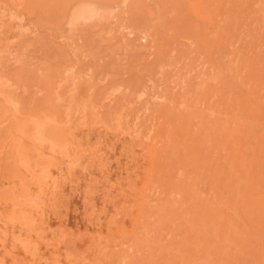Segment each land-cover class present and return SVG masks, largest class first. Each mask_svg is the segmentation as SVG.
I'll list each match as a JSON object with an SVG mask.
<instances>
[{
	"label": "rangeland",
	"instance_id": "rangeland-1",
	"mask_svg": "<svg viewBox=\"0 0 264 264\" xmlns=\"http://www.w3.org/2000/svg\"><path fill=\"white\" fill-rule=\"evenodd\" d=\"M16 1L0 264H264V0Z\"/></svg>",
	"mask_w": 264,
	"mask_h": 264
},
{
	"label": "bare ground",
	"instance_id": "bare-ground-1",
	"mask_svg": "<svg viewBox=\"0 0 264 264\" xmlns=\"http://www.w3.org/2000/svg\"><path fill=\"white\" fill-rule=\"evenodd\" d=\"M15 1H16V0H15ZM20 1H21V0H20ZM26 1H27V0H26ZM32 1H33V0H32ZM36 1H37V0H36ZM38 1H39V0H38ZM40 1H41V0H40ZM40 1H39V4H40ZM43 1H45V0H43ZM3 2H7V0H6V1H3V0H2V3H3ZM16 2H17V1H16ZM21 2H23V1H21ZM30 2H31V0H28V3H30ZM45 2H46V1H45ZM45 2L42 3V7H44L43 4H44ZM48 2H49V0L47 1V6H46V7H48ZM7 3H8V2H7ZM17 3H18V2H17ZM23 3H24V2H23ZM51 3H52V4H55L54 1L51 2ZM4 4H5V3H4ZM9 4H10V3H9ZM13 4H14V3H13ZM13 4H12V5H13ZM6 5H7V4H6ZM12 5H11V6H12ZM30 5H31V4H30ZM57 5H58V3H56V6H57ZM11 6H10V10H11ZM23 6H24V5L21 6V7H22V8H21L22 10H24V9H23ZM28 6H29V4H28ZM31 6H32V5H31ZM52 6H53V5H52ZM56 6H55V7H56ZM62 6H64V5H62ZM7 7H8V6H7ZM15 7H16V6L13 5V8H15ZM35 7H36V8H35ZM35 7H34V9H39V8H40V7H38V6H35ZM81 7H82V8H83V7H86V9H89V2L87 1V3H83V5H81ZM26 8H27V6H26ZM52 8H53V7H52ZM57 8L59 9V7H57ZM8 9H9V8H8ZM8 9L6 10V12L9 11ZM17 9H18V7H17ZM21 9H19V10L22 11ZM27 9H28V8H27ZM29 9H30V8H29ZM31 9H32V8H31ZM55 9H56V8H55ZM58 9H57V10H58ZM2 10H3V9H2ZM12 10H13V9H12ZM15 10H16V8H15L13 11H15ZM25 10H26V9H25ZM39 10H40V9H39ZM65 10H66V12L64 11V12H65V16H64V14H63L64 17H66L67 12H68L67 7L65 8ZM20 11H19V12H20ZM32 11H33V9H32L31 11L29 10V12H31V13H32ZM36 11L38 12V10H36ZM45 11H46V10H45ZM2 12H3V11H2ZM4 12H5V11H4ZM9 12H10V11H9ZM9 12H8V13H9ZM23 12H24V13H25V12L28 13L27 11H23ZM33 12H35V11H33ZM37 12H36L35 14L40 13V11H39L38 13H37ZM61 12H63V11H61ZM8 13H7V14H8ZM11 13H12V12H11ZM26 13H25V14H26ZM42 13H44V10H43ZM0 14H1V13H0ZM3 14H4V13H3ZM20 14L22 15V13H20ZM20 14H19V15H20ZM29 14H30V13H29ZM56 14H58V13H56ZM60 14H61V13H60ZM5 15H6V13L4 14V16H5ZM11 15L13 16V14H11ZM19 15H18V16H19ZM21 15H20L18 18H20ZM49 15H50V14H49ZM54 15H55V14H54ZM61 15H62V14H61ZM80 15H82V13H80L79 11H76V10L74 9V11H72L71 14H70L69 22H70L71 24H73V23H75V21H76V22H77L78 20L81 21V18H82L83 16H82V17H79ZM9 16H10V15H9ZM23 16H24V15H23ZM26 16H27V15H26ZM31 16H32V15L27 16V17H28V18H32ZM46 16H47V15H46ZM58 16H60V15L58 14ZM93 16H94V14L91 13V14L89 15V18H91V17H93ZM1 17H2V16H1ZM16 17H17V16H16ZM33 17H34V15H33ZM47 17H48V16H47ZM64 17H63V19H64ZM3 18H4V17H2V19H3ZM5 18H6V17H5ZM12 18H13V17H12ZM18 18H17V19H18ZM23 18H25V17H23ZM28 18L26 19L27 21H29ZM45 18H46V17H45ZM83 18H84V17H83ZM89 18H88V19H89ZM14 19H15V18H14ZM34 19H35V18H34ZM51 19H52V18H51ZM84 19H86V18H84ZM11 20H12V19H11ZM11 20H9L10 22H9L8 24H5V25H8V26H9L10 24H12V23H13V20H12V23H11ZM31 20H32V19H31ZM45 20H46V19H45ZM45 20H44L43 22H45ZM48 20H50V19L48 18ZM55 20H56V19H55ZM57 20L59 21V17H58ZM64 20H65V19H64ZM82 20H83V19H82ZM2 21H3V20H2ZM19 21H22V20H19ZM27 21H26V22H27ZM100 21H101V20H100ZM3 22H4V21H3ZM31 22H32V21H31ZM43 22H42V23H43ZM48 22H49V21H48ZM6 23H7V22H6ZM21 23H22V22H21ZM24 23H25V20H24V22L22 23L23 26H24ZM27 23H28V22H27ZM50 23H51V22H50ZM63 23H64V21H63ZM1 24H2V23H1ZM17 24H18V22H17ZM19 24H20V22H19ZM51 24H52V23H51ZM27 25H29V24H27ZM56 25H57V24H56ZM105 25H106V24H105ZM25 26H26V25H25ZM25 26H24V27H25ZM5 27L7 28V26H5ZM5 27H4V29L6 30ZM9 27H10V26H9ZM9 27H8V28H9ZM21 27H22V26H21ZM91 27H92V26H91ZM96 27H97V26H96ZM10 28H13V26L11 25ZM10 28H9V29H10ZM89 28H90V27H89ZM9 29H7V30H9ZM57 29H58V28H57ZM83 29H84V28H83ZM10 30H11V29H10ZM31 30H32V29H31ZM80 30H81V29H80ZM3 31H4V30H3ZM36 31H37V30H36ZM76 31H77V30H76ZM81 31H82V30H81ZM90 31H91V29H90ZM8 32H9V31H7L6 33H8ZM78 32H79V30H78ZM78 32H77V33H78ZM0 33H1V30H0ZM9 33H12V32L10 31ZM13 33H14V32H13ZM37 34H38V33H37ZM81 34H82V33H81ZM88 34H89V33H88ZM7 35L10 36L9 34H6V36H4V38H5V37H8ZM15 35H17V34H15ZM23 35H24V34H23ZM76 35H77V34H76ZM13 36H14V35H13ZM18 36H19V35H18ZM18 36H17V37H18ZM20 36H21V35H20ZM24 37H26V36H24ZM13 38H14V37H13ZM0 39H1V37H0ZM9 39H10V38H9ZM22 39H23V37H22ZM54 40H55V39H54ZM0 41H1V40H0ZM6 41H7V40H6ZM18 41H19V40H18ZM45 42H46V41H45ZM1 43H2V42H1ZM16 43H17V42H16ZM43 44H44V43H43ZM31 45H32V43H31ZM7 46H8V45H7ZM73 46H74V45H73ZM29 47H30V46H29ZM82 47H83V46H82ZM18 48H19V47H18ZM18 48H17V49H18ZM85 48H86V47H85ZM10 49H11V48H10ZM2 50H3V49H2ZM3 51H4V50H3ZM3 51L1 52V54L3 53ZM7 51H8V50H7ZM16 51H18V50H16ZM19 51H20V50H19ZM23 52H24V51H23ZM79 52H80V51H79ZM84 52H85V51H84ZM10 53H11V52H10ZM46 53H47V52H46ZM17 54H18V53H17ZM20 55H21V54H20ZM24 55H25V52H24ZM22 56H23V55H22ZM27 56H28V55H27ZM30 56H31V55H30ZM18 58H20V57H18ZM1 59H2V58H1ZM10 59L13 60V58H10ZM28 59H29V58H28ZM12 60H11V61H12ZM73 60H74V59H73ZM2 61H3V60H2ZM5 61H6V59H5ZM21 61H22V60H21ZM46 61H47V60H46ZM9 63H10V62H9ZM11 63H12V62H11ZM11 63H10V64H11ZM19 63H20V62H19ZM27 63H28V62H27ZM7 64H8V63H7ZM3 65H4V63H3ZM11 65H12V64H11ZM27 65H28V64H27ZM45 65H46V64H45ZM48 65H49V64H48ZM15 66H18V65H15ZM8 67H9V65H8ZM10 67H11V66H10ZM7 69H8V68H7ZM11 69H12V67H11ZM13 69H16V67H14ZM17 69H18V68H17ZM17 69H16V70H17ZM5 71H6V70H5ZM5 71H4V73H1V70H0V94H3L5 89L8 90V89L10 88L9 85H13L12 82H15V81H16V78L19 76L18 73H17V74L15 73V75H18V76H14V74H12V76L14 77V79L12 78V76H9V77H11L12 80H10L9 78L7 79L6 76H8V75L5 76ZM10 72L12 73V70H11ZM10 72H9V69H8V72H7L6 74L11 75ZM18 78H20V77H18ZM18 78H17V80H18ZM21 78H22V77H21ZM19 81H20V80H19ZM9 82H10V84H8ZM16 83H17V82H16ZM81 83H82V82H81ZM17 84H18V83H17ZM18 86H19V85H18ZM11 90H12V89H11ZM11 90H9V91L11 92ZM9 91H8V92H9ZM6 94H7V93H6ZM13 95H14V94H13ZM10 96H11V95H10ZM9 98H11V97H9ZM15 98H16V97H15ZM15 98H14V99H15ZM11 99H12V98H11ZM89 104H90V103H89ZM99 104H100V103H99ZM91 106H92V105H91ZM167 108H168V107H167ZM186 108H187V107H186ZM90 109H91V108H90ZM94 109H95V108H94ZM193 112H194V111H193ZM212 115H213V114H212ZM217 115H218V114H217ZM196 116H197V114H196ZM199 117H200V116H199ZM211 117H212V116H211ZM218 117H219V116H218ZM222 120H223V119H222ZM212 121H213V120H212ZM222 123H223V122H222ZM36 130H37V128H36ZM9 133H10V131H9ZM12 147H13V146H12ZM0 149H1V148H0ZM18 169H19V168H18ZM14 172H15V171H14ZM52 183H53V182H52Z\"/></svg>",
	"mask_w": 264,
	"mask_h": 264
}]
</instances>
